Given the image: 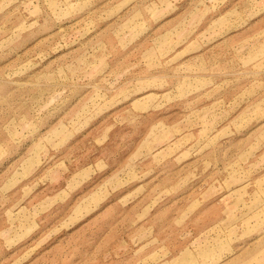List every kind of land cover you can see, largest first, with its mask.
Segmentation results:
<instances>
[{
  "label": "rangeland",
  "instance_id": "374dc122",
  "mask_svg": "<svg viewBox=\"0 0 264 264\" xmlns=\"http://www.w3.org/2000/svg\"><path fill=\"white\" fill-rule=\"evenodd\" d=\"M0 264H264V0H0Z\"/></svg>",
  "mask_w": 264,
  "mask_h": 264
}]
</instances>
